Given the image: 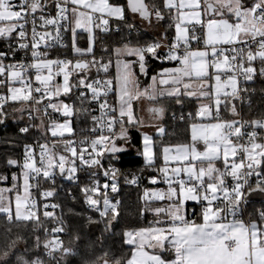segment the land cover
Returning <instances> with one entry per match:
<instances>
[{"label":"snow or ice","instance_id":"snow-or-ice-1","mask_svg":"<svg viewBox=\"0 0 264 264\" xmlns=\"http://www.w3.org/2000/svg\"><path fill=\"white\" fill-rule=\"evenodd\" d=\"M173 10L175 35L168 43H162L168 39L166 31L142 43L138 37L132 42L138 29L126 13L138 14L151 24L153 17L164 21L165 12ZM124 28L128 38L122 37L119 46L103 45L98 57L94 30L113 35ZM84 34L86 46L81 47L78 41ZM201 39L203 47L194 48L193 43L199 45ZM0 40L6 44L0 50V87L4 89L0 91V125L11 120L17 124L16 135L39 129L55 138L51 146L47 141L38 144V154L26 144L22 164L7 160L9 166L21 168L23 193L13 173L12 186L0 187V213L9 224L31 222L34 231L42 230L48 238L41 241L35 236L32 249L19 252L17 242L22 237H16L0 254V264H44L43 256L67 264L66 258L76 255L59 239L64 221L55 210L60 206L42 203L41 220L37 200L29 191L30 179L38 177L55 185L57 171L79 188L87 209L97 217L86 219L101 227L102 236L114 235L124 220L125 187H138L142 179L166 185L143 189L139 214L158 218L147 227L122 229L123 242L131 249L123 264H264V118L244 120L231 103L247 91L239 86L241 80L247 83L256 75L264 77V0H160L159 5L145 0H0ZM57 46L74 58H50L47 50ZM20 52L25 58L17 60ZM153 61L161 64L150 74ZM113 65L116 75L108 78ZM57 77L62 78L60 82ZM141 77H148L143 86ZM73 89L78 93L74 103L80 108L65 102ZM193 97L210 101L200 104L196 116L213 122L192 123L189 143L164 144L165 116L170 111L164 101L181 104ZM141 101L148 105L143 109L147 122L140 115ZM222 105L230 109L232 118L221 117ZM50 109L63 122L51 119ZM25 113L40 123H25ZM75 115L88 117L89 123L80 131L90 135L79 140L65 138L74 134ZM45 118L50 121L47 128ZM137 136L135 151L142 164L122 170L117 164ZM10 139L4 138L5 142ZM161 159L163 166L157 168ZM145 169L159 175L144 177ZM6 180L0 175V181ZM11 192L14 198L7 195ZM54 194L55 187L41 193L45 199ZM253 198H259L261 210L253 209L255 218L245 222L241 217ZM153 202L163 206L152 207ZM187 202H195L196 207L189 209ZM45 221L56 226L49 229ZM100 264L110 262L101 259Z\"/></svg>","mask_w":264,"mask_h":264},{"label":"trees","instance_id":"trees-1","mask_svg":"<svg viewBox=\"0 0 264 264\" xmlns=\"http://www.w3.org/2000/svg\"><path fill=\"white\" fill-rule=\"evenodd\" d=\"M149 5L160 4V0H145ZM123 2V0H121ZM128 16V21L131 22V13H126ZM166 19L162 21L163 32H167V37L171 40L174 37V21L171 19L173 15L171 13L165 12ZM137 26V31L133 34L132 42L136 43V37L139 38L140 42L146 40H151V37L148 33L142 31V27ZM110 26L115 27L112 21H110ZM95 34L98 37V40L94 46L97 56L99 57L103 53L101 52V47L107 45L109 48L114 46H119L121 38H128V30L124 28L122 33L119 34H103L99 30H94ZM86 34L82 35L79 38V46H86ZM3 40H0V50L5 46L2 43ZM126 42V41H125ZM50 58L60 56L64 58L65 56L69 58H74L67 49L64 48H55L48 49ZM88 58V57H86ZM160 61H153L150 64V74L152 71H158L160 67ZM166 67L172 66L165 63ZM95 74V69L92 71V75ZM114 77V65L110 67L108 78ZM57 82H60L61 77L56 78ZM148 80V77H141V84H145ZM74 82V81H73ZM1 89V88H0ZM249 91V102L244 105V114L247 118H257L264 116V77L256 75L254 80L251 81L248 85ZM76 97L74 99L76 101ZM200 100L193 97L182 100L181 104H175L172 101H164L167 107H170L165 116V127L167 129V135L163 138L164 144H180V143H189L191 138L190 126L194 121H196L197 116L196 112L199 109ZM249 104L251 105L249 107ZM19 105H12V107H18ZM81 106L78 103H75V108H80ZM86 107V105H85ZM172 113H175L176 116L173 118ZM188 113H191V117L188 116ZM222 117L229 118L230 112L228 109H225L223 105L221 106ZM19 115V114H18ZM180 115L184 116V119H179ZM72 124L76 127H85L88 126V117L83 115H75ZM21 126V125H20ZM17 133V124L15 121H9L6 125H0V175L7 177L6 181H0L1 185H11L12 174H17L18 185L21 183V168L19 165L9 166L7 164L8 159H16L22 164L23 155H24V146L29 142L35 140L36 138L40 140H45L46 136L40 131L30 130L29 134L16 135ZM10 137L11 139L8 142H5L4 138ZM139 137L133 140V148L122 157V163L117 164L119 168L124 169H136L141 166L142 161L137 157L135 148L138 147ZM163 164L162 159L157 161L156 167H161ZM217 166H220L219 163ZM144 174H156L154 170L145 169ZM83 179V177L81 176ZM58 182H55V185L51 181L45 180L41 183L43 189H49L55 187L54 197L48 198L47 200L55 201V204H58L60 207L55 210V215L61 218L64 221V234L60 235L64 243V246L71 247L75 250V256H69L66 258L67 264H100L101 259H108L110 264H115L116 260L123 261L129 258L131 249L124 244L123 238L121 235L122 229L124 228H138V227H147L149 226V221L155 220V216L150 213H145L144 215L139 214V210L143 205V201L140 199L142 197L141 189L139 187L128 186L124 188L121 198L124 200L123 206V216L124 220L121 225L118 226L114 231L115 234L104 233L101 235L102 229L100 226L91 224L87 221L86 217L88 215L87 207L84 203L83 196L77 186H73V193L69 194L67 190L69 185H64L63 188L58 187ZM123 185V180L121 181ZM31 195L39 194L38 188L34 186L30 189ZM45 201V200H41ZM189 209L196 207V203H190L187 205ZM255 209L257 212L261 210L260 201L253 199L252 203L249 204V211L252 215V218H255ZM45 209L40 207L38 210V215H41V220H43L42 212ZM52 211L51 208L47 209ZM198 210V209H197ZM93 218H97L95 215H91ZM44 226L51 229L56 226L51 221H45ZM10 229V231H8ZM22 237L20 241L17 242V250L23 252L25 248L29 250L32 249L34 243V237L40 236L41 241L48 238L45 237V234L42 230L34 231L33 224L28 223H12L9 224L5 216L0 213V254L3 251L7 250V246L16 239V237ZM43 251L42 249L40 250ZM105 253L107 256L105 257ZM35 254V253H31ZM57 257L60 256V253L55 254ZM167 255V254H165ZM29 258H31L29 256ZM44 259V264H56V261L51 260L47 256L42 257Z\"/></svg>","mask_w":264,"mask_h":264},{"label":"built area","instance_id":"built-area-1","mask_svg":"<svg viewBox=\"0 0 264 264\" xmlns=\"http://www.w3.org/2000/svg\"><path fill=\"white\" fill-rule=\"evenodd\" d=\"M38 30H41V31H43V30H45V29H38ZM142 31H144L145 33H148L149 34V36L151 37V39H153V37H159V35H155V34H151L147 29H145V28H142L141 29ZM196 35L199 37V36H201V28H200V26L198 25L197 26V28H196ZM170 40L169 39H167V40H164L162 43H168ZM64 43H67L68 42V40H67V36H65L64 37V41H63ZM2 43L4 44V46L6 47V44H5V41H2ZM193 47L195 48V47H203V40L201 39V41H200V44L199 45H197V44H195V43H193ZM56 48H60L59 46H57ZM41 50L42 51H44L45 49L42 47L41 48ZM25 58V53L24 52H20V53H18V55H17V57H16V59L17 60H21V59H24ZM69 58V57H68ZM27 62V61H26ZM6 63H7V61H6ZM29 75L30 76H32L33 78H34V73L33 72H30L29 73ZM95 75V74H94ZM101 78H104V74L103 73H101ZM249 83L250 82H247V83H245V82H243L242 80H241V83H240V87L241 88H243V89H246L247 91L246 92H242L241 93V99H238V100H233V101H231V103H234V104H236L237 105V109H238V111L240 112V114H241V117L244 119V120H251V119H260V118H264V116H262V117H257V118H247L246 116H245V114H244V105L246 104V103H248L249 102V91H248V85H249ZM18 85V84H17ZM14 86H16V85H14ZM19 86V85H18ZM1 89H0V91H2V90H4L2 87H0ZM74 96H78V93H77V91H76V89H73V93L71 94V99H68V100H65V102L66 103H69V104H74V107H75V99H74ZM63 98V97H62ZM222 99H223V97H222ZM53 102H55V99L53 100ZM86 107H88V105H86ZM91 107H93V108H95V105H92ZM228 112H230V109H228ZM93 114H96V115H98L99 113L98 112H94ZM231 114V113H230ZM49 115H50V117H51V119H53V120H56L57 122H63V117L60 115V114H58V113H55V112H53L51 109L49 110ZM221 115V117H222V114H220ZM23 117H24V121H25V123H32V124H39L40 123V120L39 119H36V120H30L29 118H28V116H27V114L25 113V114H23ZM224 118V117H223ZM229 118H232L231 117V115H230V117ZM49 119L48 118H45V120H44V128H47V126H48V124H49ZM23 126H25L24 124H21V127H23ZM72 126H73V128H74V134L72 135V136H69V134H65V138H74L75 140H79V139H81V138H83L84 136H88V135H90V133H88V132H81L80 131V129L81 128H87V127H89V125L88 126H85V127H79V128H76L73 124H72ZM34 131H40V132H42L41 130H39V129H33ZM249 131H251V129H248ZM242 131H243V129H242ZM45 135V134H44ZM46 139L45 140H40V138L39 139H35V140H33V141H31V142H29L28 143V145H32L33 146V149H34V151L38 154L39 153V147H38V144H40V143H44L45 141H47L48 142V144H49V146H51V143H52V140L53 139H55V138H53V137H51V133L49 132V133H47L46 135ZM241 142H243V141H241ZM37 159H38V156H37ZM117 167H118V165H117ZM144 175V177H147V176H150V175H153V174H143ZM43 181H45V179H43V178H36V179H34V180H32V179H30V183L34 186V188L36 189V188H38V190H39V194H35V195H31V198H35L36 200H37V204H38V208H37V212H38V210L40 209V205H42V203H55V201H53V200H47L46 201V199L45 198H43L42 197V195H41V193L45 190V189H43L42 187H41V183L43 182ZM122 181V180H121ZM55 182H58L59 184H58V187L59 188H63V186L64 185H69L70 187H69V189L67 190V192L69 193V194H72L73 193V186H76L75 185V183L74 182H72V181H68L67 179H65V178H61V176L59 175V173H58V171H57V174H56V176H55ZM133 187H136V186H133ZM140 189H141V193H142V196H143V189L144 188H151V187H159V188H163V187H166V185L164 184V183H162V182H159L158 181V183L156 184V185H152V184H150L149 183V181L147 180V179H142V182H141V184H140V186H138ZM31 189V188H30ZM49 198H51V197H49ZM45 200V201H42L41 202V200ZM48 199V198H47ZM253 199H257V200H259V198H253ZM87 211H88V215L89 216H91V215H95L94 214V212H92V211H90V210H88L87 209ZM252 217V215L250 214V211H249V205L246 207V210L244 211V214L242 215V219H244L245 220V222H247L248 221V219H249V217ZM59 239H61V236H59ZM62 240V239H61Z\"/></svg>","mask_w":264,"mask_h":264},{"label":"crops","instance_id":"crops-1","mask_svg":"<svg viewBox=\"0 0 264 264\" xmlns=\"http://www.w3.org/2000/svg\"><path fill=\"white\" fill-rule=\"evenodd\" d=\"M133 16H135V19H133ZM131 18H132L131 22L133 24H137V25L141 26L142 28L147 29L151 34H155V35H159L160 36L163 33V30H162L163 28L161 26V23L155 21L154 17H153V20H152L151 24H149L148 21H141V19L139 18L138 14H131ZM115 75H116V68L114 66V77H115ZM147 82H148V80H147ZM142 86H143V84H142ZM201 103H210V101L209 100H200L198 102L199 106H200ZM140 106H141L140 115H143L144 118H145V121L147 122L148 121V113L146 111H144L143 109H145L148 105H147L146 102L141 101V105ZM163 188H165V187H163ZM190 203H195V202H187V205L190 204ZM158 206H163V202H153L152 203V207H158ZM157 218L158 217L155 216V219H157Z\"/></svg>","mask_w":264,"mask_h":264},{"label":"rangeland","instance_id":"rangeland-1","mask_svg":"<svg viewBox=\"0 0 264 264\" xmlns=\"http://www.w3.org/2000/svg\"><path fill=\"white\" fill-rule=\"evenodd\" d=\"M185 11H186V9H185ZM176 13H175V10H173L172 12H171V15H175ZM203 18V17H202ZM160 23H161V26H162V21H160ZM162 28H163V26H162ZM174 35H175V32H174ZM62 79V78H61ZM16 86H18V85H16ZM222 99V98H221ZM208 122H213V121H210L209 119H207V118H199V117H197V119H196V121H194V123H208ZM145 130H148V131H151V129H145ZM190 132H191V129H190ZM181 144V143H180ZM197 147L198 148H201L202 149V145H200V144H198L197 145ZM163 166V164L161 165V167ZM171 166H175V163H173ZM17 183V188H18V190L21 192V194L23 193V188H22V176H21V183H20V186L18 185V182H16ZM13 184V183H12ZM12 184L11 185H1L0 187H7V188H10L11 186H12ZM30 191V190H29ZM7 195H9L10 197H12V198H14V196H15V192H11V193H7Z\"/></svg>","mask_w":264,"mask_h":264},{"label":"water","instance_id":"water-1","mask_svg":"<svg viewBox=\"0 0 264 264\" xmlns=\"http://www.w3.org/2000/svg\"><path fill=\"white\" fill-rule=\"evenodd\" d=\"M146 2V1H145ZM147 3V2H146Z\"/></svg>","mask_w":264,"mask_h":264}]
</instances>
